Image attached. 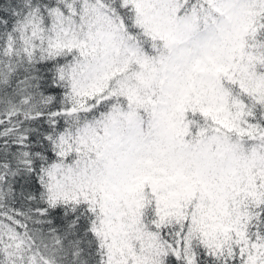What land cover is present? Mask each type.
Wrapping results in <instances>:
<instances>
[{"label":"snow or ice","instance_id":"obj_1","mask_svg":"<svg viewBox=\"0 0 264 264\" xmlns=\"http://www.w3.org/2000/svg\"><path fill=\"white\" fill-rule=\"evenodd\" d=\"M0 264H264V0H0Z\"/></svg>","mask_w":264,"mask_h":264}]
</instances>
